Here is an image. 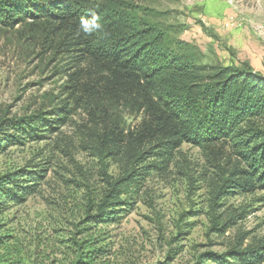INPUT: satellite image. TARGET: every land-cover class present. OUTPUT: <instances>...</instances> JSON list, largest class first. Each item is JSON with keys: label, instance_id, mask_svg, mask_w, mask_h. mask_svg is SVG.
Here are the masks:
<instances>
[{"label": "trees", "instance_id": "obj_1", "mask_svg": "<svg viewBox=\"0 0 264 264\" xmlns=\"http://www.w3.org/2000/svg\"><path fill=\"white\" fill-rule=\"evenodd\" d=\"M92 15L103 31L87 36L79 24ZM19 26L42 30L53 38L54 54L69 59L67 97L50 112L0 116V150L44 139L81 109L87 116L81 143L106 185L101 197L87 201V227L76 226L67 241L69 264H112L115 241L98 226L116 223L145 177L169 170L184 144L213 165L204 181L215 205L227 194L264 188V76L250 66L204 64L201 51L178 38L183 27L124 0H0V28ZM127 118L139 122L127 128ZM112 165L119 169L115 180ZM27 168L0 175V214L4 204H19L35 191L41 175ZM224 225L213 226L223 232ZM16 263L40 264L21 256ZM189 264H264V239L206 251Z\"/></svg>", "mask_w": 264, "mask_h": 264}, {"label": "rangeland", "instance_id": "obj_2", "mask_svg": "<svg viewBox=\"0 0 264 264\" xmlns=\"http://www.w3.org/2000/svg\"><path fill=\"white\" fill-rule=\"evenodd\" d=\"M124 1L160 15L166 25L183 27L178 38L199 49L204 64L248 65L264 76V0ZM52 39L35 27L0 28V116L50 112L65 102L69 59L54 54ZM138 122L127 118L125 124ZM86 124L78 109L44 139L0 150V175L26 166L41 175L23 202L1 206L2 264H17L18 256L25 263L72 261L67 241L76 226L87 227L89 197L96 201L106 188L101 166L81 143ZM179 152L165 173L145 177L142 191L116 223L98 226L115 241L112 264H189L203 252L223 253L237 242L264 239V188L227 194L215 205L204 181L213 171L208 157L187 144ZM108 173L115 180L119 169L112 165ZM217 220L225 224L223 232L213 226Z\"/></svg>", "mask_w": 264, "mask_h": 264}, {"label": "clouds", "instance_id": "obj_3", "mask_svg": "<svg viewBox=\"0 0 264 264\" xmlns=\"http://www.w3.org/2000/svg\"><path fill=\"white\" fill-rule=\"evenodd\" d=\"M79 30L87 36L94 35L103 31V24L96 15L90 17H81Z\"/></svg>", "mask_w": 264, "mask_h": 264}]
</instances>
